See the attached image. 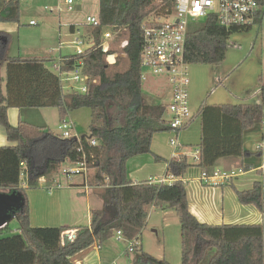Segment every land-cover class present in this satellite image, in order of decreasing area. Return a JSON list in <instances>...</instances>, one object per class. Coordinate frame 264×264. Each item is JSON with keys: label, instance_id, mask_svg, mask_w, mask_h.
<instances>
[{"label": "trees", "instance_id": "obj_1", "mask_svg": "<svg viewBox=\"0 0 264 264\" xmlns=\"http://www.w3.org/2000/svg\"><path fill=\"white\" fill-rule=\"evenodd\" d=\"M99 2V26L92 27L90 32L91 47L82 56H68L61 66L63 72H69L83 60L84 72L89 78L84 94L64 91L56 71L47 66L51 59L11 58L9 38L0 33V66L6 64L7 73L5 93L0 92V125L8 140L16 143V146L0 147V192H20L25 202L14 217L18 230L4 235L8 225L0 229V264H70L73 256L94 245L101 247L117 232L129 241L139 240L151 205L177 214L182 264H264V222L261 225L220 226L200 223L189 210L184 181L186 172L192 167L211 175L219 160L264 158V146L251 153L244 148L243 142L246 131L264 123V85L258 100L251 103L216 106L203 103L200 106L186 127L195 120L200 121L197 161L184 155L167 161L154 155L151 150L154 135L171 132V128L166 119L167 105H149L143 98L142 27L152 15L171 14L174 0ZM261 5L264 9V0ZM263 12L257 18V25L262 23ZM20 20L21 1L0 0V23H20ZM106 28L112 29L118 38L123 33L127 36L122 53L128 67L123 71H113L112 66H117L118 61L115 64L107 61L115 51L110 49L106 53L102 49ZM249 30L222 27L216 15L204 23L190 25L186 62L193 66L223 63L231 35ZM11 108H56L60 122L66 120L69 112L89 109L92 114L90 133L66 140L29 123L20 122L14 127L8 120ZM92 140H96L97 146H91ZM81 147L93 170L91 183L104 187L103 207L92 211L91 225L79 228L76 238L65 245L66 229L31 225L22 175L25 168L27 188H37L39 181L55 173L64 161H78ZM143 155H152L156 162L166 163L168 175L175 181L172 184H134L128 178L127 164ZM249 169L248 165L242 168L243 171ZM236 194L242 205H254L264 215V172L262 182H256L251 190H236ZM138 248L132 264H170Z\"/></svg>", "mask_w": 264, "mask_h": 264}, {"label": "crops", "instance_id": "obj_2", "mask_svg": "<svg viewBox=\"0 0 264 264\" xmlns=\"http://www.w3.org/2000/svg\"><path fill=\"white\" fill-rule=\"evenodd\" d=\"M20 1L21 3L33 2L40 13H42L43 10L49 11L48 8L55 9L53 12L49 11L51 15H54L55 17L50 18L41 16V19H43V22L48 23L49 32H51L52 34L53 32L59 33L58 41L60 46L57 49H54V47L49 48L50 51L53 49L52 52L54 54L51 53L52 55H38L40 51H42V49L47 48L43 47V44L38 41H35L34 43L33 40L30 39V42H28L29 37L27 36V32L32 27H38L40 25L35 19H30L29 22L25 21V9L21 7L20 23H0V33L6 34L9 38L7 39L8 55L11 58L51 59L52 62L47 66L53 71L55 70V64H58L59 61H62L63 57L66 58L70 55H74L75 49L74 52L69 54L63 53V49L73 47V42L75 40L83 38L86 44H92V36H90L87 32L89 29L87 28L88 24H82L81 21H76L77 18H74L76 22H73L68 17L66 19H62L61 15L64 13L68 14L76 11L79 12L81 11L82 6L85 7L89 5L93 0H75L74 10L72 12L67 11L66 7V10H62V3H60L59 0ZM96 4L98 6L96 11L97 13L96 16L92 17H98L99 15V0H97ZM58 7L61 8V11H57ZM26 10L31 11L33 9L26 8ZM62 20L65 21L64 25L69 27L70 35L67 34V37H75L74 41L62 42ZM31 22H34V24H31ZM79 24L82 25L79 26ZM111 43L112 42H110V44ZM57 51L58 56L55 55ZM114 55H116V57L118 56L116 51ZM110 62V64H113L114 62H116V59L113 58ZM6 76V64H3L0 66V92L3 93H5ZM259 93L260 90L257 94L256 100H258ZM254 94L256 95V93ZM258 103L260 102L258 101ZM43 109L46 108H11L8 110L9 123L12 126L16 127L20 122H25L37 127H41L46 131L50 130V128L48 129L46 125L37 123L38 120H42L43 114L41 111ZM193 113L195 114L196 112ZM196 121L198 122L199 120H195L188 128L183 130L178 135L179 155L187 156L191 160H194L193 152L194 150H196V146L200 143L201 139V128H199L198 133L196 132V130L191 133V127L195 126ZM168 136H171V138L173 137L171 132L158 133L154 135L151 146V150L154 155L161 157L162 159L167 161L171 160L172 158H176L174 156L173 147L170 145L172 148H169L164 144L165 141L163 140V138L167 139ZM263 140L264 123L256 125L253 129L245 132L243 138L244 148L251 153H255L258 148H262L264 146ZM7 146H16V143H11L8 140L6 131L0 125V147ZM68 163L69 161L66 160L62 163V166ZM246 165L250 166L251 169H249L248 171H243L242 168ZM128 167V178L134 184L142 182H152L154 180L164 178L168 175V165L164 162H156L150 155L138 156L131 159L128 162ZM215 170L226 172H235L234 170H239L240 173H235V176L230 180H227L226 182L220 183L218 185H213L208 182L206 183L201 179L203 171L200 168H189L184 176V181L187 186L188 206L191 214L195 216L200 223L211 226L263 224L264 215L262 214V212H260V210L254 205H242L238 200L236 190H251L256 182L263 181L264 158L251 156L244 159L243 161H241L240 159H223L217 162ZM92 175L93 170H91L89 174V179ZM75 182L76 183L74 184V186L66 187L63 189H56L53 191H49L45 188V186H48L51 183L48 184L44 180L43 183L39 181V186L37 188L30 189L27 188L26 182H22V187L27 189V202L30 209L31 225L33 227L64 228L66 229V231L64 232L63 237L68 238L70 235L77 234L79 228L91 225L92 211L100 210L103 207L104 188L91 183L89 184L90 188L85 189L82 188L84 184L83 179L81 181ZM232 185L234 186V188L232 187ZM157 209L159 208H157L155 205H151L148 207V219L146 226L142 231L141 237L139 238V248L143 249V232H145L147 227L149 226L153 214L157 213ZM162 210L168 211L165 209ZM152 228L155 227L153 226ZM153 231L156 234L158 233V230H156V228ZM116 235L117 234H115V241L108 240L101 247H99L98 245H94L89 249L73 256L70 259V264H126V261H124L125 257L128 256L129 253L135 254V251L137 249L133 252H130L129 247L131 241L127 240L125 237L117 239Z\"/></svg>", "mask_w": 264, "mask_h": 264}, {"label": "rangeland", "instance_id": "obj_3", "mask_svg": "<svg viewBox=\"0 0 264 264\" xmlns=\"http://www.w3.org/2000/svg\"><path fill=\"white\" fill-rule=\"evenodd\" d=\"M96 3L97 0H93L89 5L85 7L82 6L81 11L79 12L64 13L61 15L62 19L68 17L74 22V18H77L76 21H81L82 24H87L86 17L96 16L98 7ZM61 5L62 10H66L65 6L63 4ZM21 7L25 9V21L29 22L30 19H35L40 25L29 29L27 32V36L29 37L28 42H30V39L33 40L34 43L35 41L41 42L43 47L47 49H42L38 55H50L53 53V49L50 51L49 48L54 47V49H57L60 46L58 41L59 33L53 32L52 34L49 32L48 23L43 22L41 16L50 18L55 16L51 15L47 10H43V12L40 13L33 2H23L21 3ZM26 8H31L33 10L27 11ZM154 16L155 15L150 16L147 20L150 18L157 20ZM161 16L165 17V15ZM62 22V42L74 41L75 37H67V34L70 35L69 27L64 25V20H62ZM200 22L204 23L205 19ZM82 24H79V26ZM87 28H89L87 31L88 34L92 36L90 32L93 28L89 25ZM105 30L112 33L114 41L110 44V48L118 54L115 58L116 61H118V64L117 66H112V69L113 71H123L128 67L126 56L122 53V48L127 42V36L123 33V35L118 38L117 34L114 33L112 29L109 28L108 30ZM87 46L88 45L85 43L84 48ZM74 49V46L63 49V53H72L74 52ZM55 55L58 56V51ZM111 59L112 58H110V60L108 59V61H111ZM108 63L110 64L111 62ZM189 68L191 80L190 106L193 112H197L203 103H206L207 106H216L217 104H246L255 101L260 87L264 85V14L262 24L256 25L249 31H243L231 35L228 41V53L224 63L208 66L190 65ZM63 86L65 92H74L73 89L75 87L72 83L70 84L67 82L64 83ZM69 86L71 88L73 87V89L71 90ZM142 91L144 101L149 105H169L173 100L172 87L163 76H153L148 74L147 77H145V80H143ZM254 93H256V95ZM41 112L43 114L42 120H38L37 123L46 125V127H48V129L50 128V130L56 135L61 134V131L59 130L61 122L58 110L56 108H46ZM91 115L89 109H79L69 112L66 120L75 125L77 134L81 137L83 135H89L90 133L89 127L91 123ZM168 118L169 115H166V119ZM199 128L200 121H196L195 126L191 127V133L195 130L198 133ZM170 138L171 136H168L167 139L163 138V140L165 141L164 144L166 146L172 148L169 143ZM66 165L67 164H64L63 166ZM127 168L129 171L128 164ZM234 171L236 174L240 173L239 170ZM23 175L22 182L25 183L27 182L25 168L23 170ZM45 179H47V183L49 184L50 176ZM91 179L92 177L89 179V184H91ZM81 180V177L75 179V181ZM40 181L43 183V180ZM157 210V213L153 214L146 231L143 232V250L157 259H165L170 264H182L179 218L173 210L165 209L168 211H163L160 208ZM153 226L158 230L157 234L153 231L155 230V228H152ZM18 227L17 220H11L8 223V228L4 231V235L15 233L18 230ZM110 240L115 241V236ZM134 255V253H129L128 256L125 257L124 261H126V264H132Z\"/></svg>", "mask_w": 264, "mask_h": 264}, {"label": "built area", "instance_id": "obj_4", "mask_svg": "<svg viewBox=\"0 0 264 264\" xmlns=\"http://www.w3.org/2000/svg\"><path fill=\"white\" fill-rule=\"evenodd\" d=\"M261 1L174 0V8L171 14L165 15V17L154 16L157 20L150 18L144 22L142 27L144 40L141 53L142 80H145L148 74L163 76L172 87L173 100L171 104L167 105L166 115H169L168 122L173 135L170 139V145L174 149V156L176 158L180 156L178 152V135L190 124L194 115L190 107V65L186 62L185 57L189 26L203 19L206 20L212 15H216L219 25L227 29H252L257 25V18L263 10ZM59 2L67 8V11L72 12L74 10L75 0H59ZM48 10L53 12L55 9L48 8ZM57 11H61V8L58 7ZM86 22L91 27L99 26L97 17H87ZM31 24H34V22H31ZM113 39L112 33L104 29L102 43L104 52L107 53L111 49L110 42H113ZM85 43L83 38H79L73 42L75 56H82L91 47V45L87 44L88 46L84 48ZM110 58L115 59L116 55H109L107 61ZM62 61L65 62L67 59L64 58ZM62 61H59L54 67L61 79L63 89V84L69 82L75 87L73 89V87L69 86L74 92L86 93L89 78L84 72L83 60H79L78 65L69 72L61 70ZM59 130L61 131L59 135L63 139L80 138L77 136L75 125L70 121H62ZM90 144L91 146H97L96 140H92ZM79 153H81V158L78 161L74 163L69 162L66 166H61L50 176L49 182L51 184L45 186L46 189L53 191L74 186L77 177H81L84 181L82 188H90L89 174L92 169L89 167L88 156L82 147L79 149ZM193 155L194 160L197 161L199 150H194ZM234 176V172L215 170L213 174L208 175L203 171L201 179L206 183L218 185L230 180ZM42 180L47 183L45 178ZM174 181L175 178L172 175H167L164 178L152 181V183L172 184ZM116 234L117 239L123 237L121 232H117ZM75 238L76 234L70 235V242ZM139 244V240L131 241L129 251L133 252L136 250Z\"/></svg>", "mask_w": 264, "mask_h": 264}, {"label": "water", "instance_id": "obj_5", "mask_svg": "<svg viewBox=\"0 0 264 264\" xmlns=\"http://www.w3.org/2000/svg\"><path fill=\"white\" fill-rule=\"evenodd\" d=\"M24 204V198L20 192H0V229L6 227L14 219L16 213L22 210ZM63 242L66 245L70 240L63 237Z\"/></svg>", "mask_w": 264, "mask_h": 264}]
</instances>
